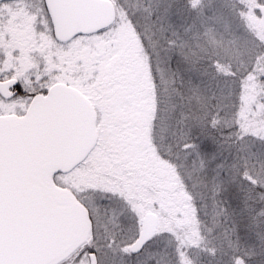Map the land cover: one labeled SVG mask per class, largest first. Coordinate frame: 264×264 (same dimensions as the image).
<instances>
[{
  "label": "snow or ice",
  "instance_id": "6c2138e0",
  "mask_svg": "<svg viewBox=\"0 0 264 264\" xmlns=\"http://www.w3.org/2000/svg\"><path fill=\"white\" fill-rule=\"evenodd\" d=\"M0 264H264V0H0Z\"/></svg>",
  "mask_w": 264,
  "mask_h": 264
},
{
  "label": "rangeland",
  "instance_id": "374dc122",
  "mask_svg": "<svg viewBox=\"0 0 264 264\" xmlns=\"http://www.w3.org/2000/svg\"><path fill=\"white\" fill-rule=\"evenodd\" d=\"M221 2H223V0H221ZM259 259H260V257H257V258H256V261L258 262V261H259Z\"/></svg>",
  "mask_w": 264,
  "mask_h": 264
},
{
  "label": "trees",
  "instance_id": "16d2710c",
  "mask_svg": "<svg viewBox=\"0 0 264 264\" xmlns=\"http://www.w3.org/2000/svg\"><path fill=\"white\" fill-rule=\"evenodd\" d=\"M203 144V142H201Z\"/></svg>",
  "mask_w": 264,
  "mask_h": 264
}]
</instances>
